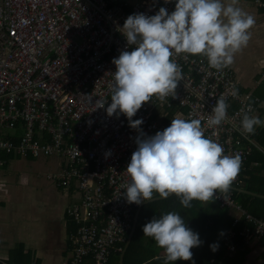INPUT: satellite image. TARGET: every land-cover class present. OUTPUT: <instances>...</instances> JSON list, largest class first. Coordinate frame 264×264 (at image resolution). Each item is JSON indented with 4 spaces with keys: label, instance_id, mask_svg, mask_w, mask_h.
Masks as SVG:
<instances>
[{
    "label": "built area",
    "instance_id": "1",
    "mask_svg": "<svg viewBox=\"0 0 264 264\" xmlns=\"http://www.w3.org/2000/svg\"><path fill=\"white\" fill-rule=\"evenodd\" d=\"M176 2L0 0V171L15 158L64 160L59 186L74 182L80 195L66 210L75 225L69 264H108L111 253L121 251L119 244L125 242L138 207L124 195L130 183L125 170L140 132L151 137L174 118L200 119L205 136L221 144L226 155L240 154L235 185L241 184L239 173L258 149L259 126L248 135L241 120L249 107L248 114L257 115L260 99L240 90L230 67L218 72L201 56L173 57L183 76L176 97L144 103L132 117L143 121L138 129L123 114L107 115L116 70L112 61L133 50L120 32L125 20L140 13L154 16L161 7L171 14ZM254 4L264 9V0ZM221 98L228 118L209 128L207 120ZM96 101L106 103L97 108ZM217 196L221 207L252 225L238 233L244 242L264 239V220L236 208L231 195Z\"/></svg>",
    "mask_w": 264,
    "mask_h": 264
},
{
    "label": "clouds",
    "instance_id": "2",
    "mask_svg": "<svg viewBox=\"0 0 264 264\" xmlns=\"http://www.w3.org/2000/svg\"><path fill=\"white\" fill-rule=\"evenodd\" d=\"M238 5L239 0H177L171 14L161 7L154 16L129 15L120 32L133 50L122 51L112 61L116 70L107 115L123 114L130 127L138 129L143 121H132V117L144 103L153 97L161 103L170 96L175 98L183 76L174 56L205 57L218 72L229 67L234 56L247 47L249 30L255 24ZM105 103L96 101L97 108ZM227 108L223 98L217 100L207 127L224 122ZM250 111L249 107L241 120L242 131L248 135L264 124L258 116H250ZM135 142L136 151L125 170L130 183L124 196L129 204L152 201L154 193L162 199L175 194L185 208L193 200L213 201L220 197L217 192L228 193L242 162L240 154L226 155L221 144L205 136L200 119L174 118L154 136L140 132ZM143 233L164 249L165 264L191 260V249L202 244L198 233L176 212L153 218L144 225ZM210 248L215 252L218 246Z\"/></svg>",
    "mask_w": 264,
    "mask_h": 264
},
{
    "label": "crops",
    "instance_id": "3",
    "mask_svg": "<svg viewBox=\"0 0 264 264\" xmlns=\"http://www.w3.org/2000/svg\"><path fill=\"white\" fill-rule=\"evenodd\" d=\"M238 6L254 18L255 24L249 30L251 38L247 47L234 56L229 67L240 90L252 92L260 99L261 106L256 116L264 121V9L256 6L254 0H239ZM259 128L260 133L264 124ZM263 138L259 142L256 140V144L257 150L264 156ZM251 162V169L255 167L252 172L257 169L258 178L263 180L264 164L261 167L260 163ZM64 164V160L57 157L15 158L0 171V264H7L14 257L22 261L23 256H29L30 264H68L70 235L75 226L66 210L79 202L80 195L74 182L67 188L59 186L58 175ZM240 192L264 199V196L251 194L244 189ZM224 210L228 217L236 215L233 210ZM152 219L149 218L147 223ZM198 235L202 244L191 249V260H177L168 264H213V251L209 246L212 238H206L205 243L202 233ZM142 237V246H147L149 256L165 264L164 249L157 247L155 241L144 236V233ZM238 244L233 251L224 252L218 264H224L228 258L233 259L234 264H264V244L260 239Z\"/></svg>",
    "mask_w": 264,
    "mask_h": 264
},
{
    "label": "trees",
    "instance_id": "4",
    "mask_svg": "<svg viewBox=\"0 0 264 264\" xmlns=\"http://www.w3.org/2000/svg\"><path fill=\"white\" fill-rule=\"evenodd\" d=\"M263 129L264 128H262V131L256 137L257 142H259L264 136ZM249 161L260 163L262 167V163L264 164V156L260 152V150L256 149L254 150ZM254 168L246 170L245 172H242L240 174L241 178L244 175L240 188L248 191L251 194L264 196V178L263 180L258 178L259 172L257 171V169L252 172ZM228 192L231 193L234 202L236 204H239L247 214H250L255 219L264 220L263 198L253 197L251 195H246L242 192H239L238 190L234 189L232 184ZM153 195L154 198L159 197L158 194L154 193ZM259 205H261V207ZM135 211L136 209L133 211V216L135 214ZM168 212H176L180 214L184 219L187 227H189L195 233H202V237L205 243L207 242L206 238H212V242L209 246L213 244L218 246L217 250L211 253V255L214 256L213 264H218L219 257L224 252H231L229 247L235 248V246L237 247L239 245L238 243L246 244L247 242H244L243 239L239 237L238 233H241L244 228H247L249 230H252L253 228L252 225L248 224L243 217L238 220L235 226H232L234 217L226 216L225 210L220 208L219 205L214 201L203 203L193 200L191 202V207L185 208L181 205L180 199L176 197L175 194H173L167 199L151 202L141 207L138 214L135 230L133 232L129 245L123 254L122 264H163V261L158 259L154 260L149 256V253L146 249L147 246H142L141 239L144 238L142 237L143 227L147 223V220L149 218H159L160 216H162L163 214H167ZM226 229H231L235 233V236L232 238L228 237L225 234ZM128 234L126 235L125 242L119 244L121 251L112 252L108 264H119V257L124 249ZM260 240L264 244V239ZM29 262V256H23L22 261H17V258L14 257L10 258L7 264H30ZM226 262L234 264V260L231 258H228L225 263Z\"/></svg>",
    "mask_w": 264,
    "mask_h": 264
},
{
    "label": "water",
    "instance_id": "5",
    "mask_svg": "<svg viewBox=\"0 0 264 264\" xmlns=\"http://www.w3.org/2000/svg\"><path fill=\"white\" fill-rule=\"evenodd\" d=\"M239 192H240V191H239ZM172 195H173V194H170L169 197H171ZM169 197H168V198H169ZM166 199H167V198H166ZM160 200H164V199H162V198H160V197H158V198H153L152 201H145V202H143V203H141V204L139 205L138 209L136 210V212H135V214H134V217H133V220H132L131 229H130L129 234H128V236H127V240H126V243H125V245H124V249H123L122 253L120 254V257H119V264H122L123 254H124L126 248L128 247V245H129V243H130V240H131V237H132V235H133V232H134V230H135L136 223H137V218H138V214H139V211H140L141 207L144 206V205H146V204H148V203L155 202V201H160Z\"/></svg>",
    "mask_w": 264,
    "mask_h": 264
},
{
    "label": "rangeland",
    "instance_id": "6",
    "mask_svg": "<svg viewBox=\"0 0 264 264\" xmlns=\"http://www.w3.org/2000/svg\"><path fill=\"white\" fill-rule=\"evenodd\" d=\"M251 156H252V155H251ZM249 159H250V157L248 158V160H247V162H246V165H245V168H246V169H245V171H246V170H250V169H251V166H252V164H253L252 162L249 161ZM248 162H249V164H248ZM247 164H248V168H247ZM245 171H242V172H245ZM242 172L239 173L240 180H241V184H242V178L244 177V175H243L242 178H241V175H240V174H241ZM241 184H239V185H235L234 183H232L234 189H235V190H238V191L242 190V189L240 188V185H241ZM217 194H219V192H217ZM227 194L231 195L230 192H228ZM155 198H158V197H155ZM231 199H232V196H231ZM213 201H214L215 203H217V204L219 205V207L222 208V209H230V208H228V207H221L220 204L216 201V199L213 200ZM232 201H233L234 205H236V208L239 207L240 209H242V208L240 207L239 204H236V203L234 202L233 199H232ZM138 207H139V205H138ZM138 207L136 208V210L138 209ZM230 210H233V209H230ZM242 210H243V209H242ZM233 211H234V210H233ZM243 211H244V210H243ZM135 212H136V211H135ZM244 212H245V211H244ZM235 213H236V215L234 216V220H235V219H238V218H239V219L242 218V215H241L240 213H238V212H236V211H235ZM249 215H250V214H249ZM133 217H134V216H133ZM233 222H234V221H233ZM232 225H233V223H232ZM230 230H231V229H230ZM230 230H228L227 232H229ZM231 231H232V230H231Z\"/></svg>",
    "mask_w": 264,
    "mask_h": 264
}]
</instances>
